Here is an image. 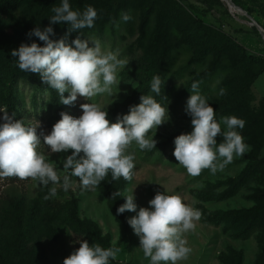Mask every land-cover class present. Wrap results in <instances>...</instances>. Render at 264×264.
I'll use <instances>...</instances> for the list:
<instances>
[{"label":"rangeland","instance_id":"374dc122","mask_svg":"<svg viewBox=\"0 0 264 264\" xmlns=\"http://www.w3.org/2000/svg\"><path fill=\"white\" fill-rule=\"evenodd\" d=\"M33 1L24 0L12 19L0 23V43L10 39L7 35L12 33L15 22L30 15L22 9ZM180 1L184 13L172 26V41L165 44L167 50L162 45V54L158 50L155 55L161 57L166 53V75L158 102L168 108L169 120L156 130V148L140 150L135 142L129 147L128 153L135 156V168L133 179L123 190V204L124 197L133 191L137 212L140 207H149V201L157 192L180 195L190 205L195 201L193 206L201 212V218L195 230L185 234L191 251L179 264H232L240 257L242 264H262L264 245L260 236L264 234V227L244 237L238 234L244 224H231L228 220L216 222L211 217L227 212L264 211V168L233 196L223 197L235 180L252 169L251 157L264 159V60L252 62L238 48L227 46L228 39L233 38L247 54L264 59V38L252 21L255 20L264 33V0ZM232 2L247 14L235 11ZM149 8L150 0H134L126 9L120 7L116 17L105 20L103 26L96 23L85 30L87 40H99L102 50H118V58L129 62L118 69L120 84L113 86V95L103 93L90 100L78 97L73 105L63 104L73 117L82 115L80 105L84 103H96L109 114L123 109L138 94L154 97L151 88H146L142 94L149 85L145 78L146 64L152 60L146 58L154 51L152 42L160 25V15L155 13L144 26ZM121 13H128L132 18L124 22ZM191 17L202 19L224 33L227 37L222 42L226 48L221 52L211 49L203 59L195 58L202 48L201 42L184 39L185 29L191 28L185 22ZM67 42L71 40L67 38ZM197 81L198 91L214 108L217 122L225 116H236L249 128L243 136L248 146L243 155L234 156L231 163L215 174L205 169L193 177L176 161L173 152L175 137L193 130L185 108L191 85ZM52 91L61 101L58 92L46 84L19 82L15 86L18 119L26 126L39 125L36 131L41 143L37 151L46 156L62 177V163L71 155V150L51 153L43 143V137L50 134L56 123ZM67 95L65 92L64 96ZM140 97L135 105L141 102ZM0 108H3L1 102ZM222 141L223 137L218 136L217 144ZM71 179L72 187L64 191L62 179L61 184L50 182L43 186L31 179L0 178V253L6 258L5 264H63V260L79 248L80 240H87L90 246L97 244L90 233L77 227L76 220L95 224L106 238L107 248L118 249L116 258L110 259L109 264H150L140 248L139 237L127 222L137 212L125 211L121 218L111 207L102 182L94 190H82L78 178ZM52 187L57 188L56 195L45 199Z\"/></svg>","mask_w":264,"mask_h":264},{"label":"clouds","instance_id":"9594fccd","mask_svg":"<svg viewBox=\"0 0 264 264\" xmlns=\"http://www.w3.org/2000/svg\"><path fill=\"white\" fill-rule=\"evenodd\" d=\"M52 12L54 15L49 18L48 27L43 30L36 27L28 33L43 41L44 46L33 42L12 50L11 55L18 58L19 69L39 74L43 84L58 92L60 103L64 105H73L78 97L90 100L103 93L113 95V86L120 84L118 69L126 67L129 61L119 59L118 50H102L99 40L89 41L78 35L71 43L67 42L72 32L94 27L97 11L88 6L81 13L72 10L69 0H63L61 6L52 8ZM131 18L128 13H121L124 22ZM64 22L69 25L65 37L51 39L54 35L51 25ZM163 84L159 75L154 76L151 91L161 95ZM198 88L199 82H193L185 108L193 130L175 137L173 152L176 161L193 177L205 169L215 174L231 163L234 156H241L248 150L243 136L236 130L243 129L245 121L236 116H225L217 122L214 108ZM65 92L67 96H64ZM220 94L223 95V90ZM140 100L115 123L107 118V110L96 103L81 104L82 115L78 118L61 112V119L53 125L50 134L43 137V143L51 153L71 150V155L63 160L62 177L46 156L37 151L41 143L36 131L39 125L26 126L15 119L14 113L9 114L6 106L0 108L3 113L0 116L3 121L0 123V178L31 179L43 186L50 182L61 184L62 179L64 191L72 187V177L78 178L82 190H94L109 173L113 180L131 181L135 156L128 153L129 147L135 142L140 150L156 148V130L169 120L168 108L153 96L141 95ZM153 130L154 135L149 136ZM218 136L223 137L219 144ZM56 193L57 188L52 187L45 199ZM119 195L114 192L112 197ZM124 198L125 203L117 208V214L137 212L134 191ZM194 204L195 201L192 205L185 203L180 195L157 192L149 201V207H140L137 215L128 219L150 264H179L188 258L191 249L185 234L194 231L201 218V212ZM79 244L63 264H109L118 251L99 244L90 246L87 240H80Z\"/></svg>","mask_w":264,"mask_h":264},{"label":"trees","instance_id":"16d2710c","mask_svg":"<svg viewBox=\"0 0 264 264\" xmlns=\"http://www.w3.org/2000/svg\"><path fill=\"white\" fill-rule=\"evenodd\" d=\"M24 0H0V23L8 21L14 17L16 11L21 7ZM134 0H69V4L72 10L83 12L88 6H92L97 11V18L94 24H99L103 26L104 23L116 17L120 7L126 9L127 6L133 3ZM236 2V0H233ZM63 0H34L30 5H26L22 10L24 12L30 13L26 19H19L15 22L13 31L10 35H7L9 40L0 43V102L3 107H7L9 114H15V119H18L19 111L17 109V98L15 96V86L19 82H25L33 85H44L41 81L39 74H34L31 72L22 71L18 67L17 57L11 55L12 50L18 49L21 44H31L33 42L44 46V42L40 41L38 37L29 36L28 33L31 32L36 27L43 30L45 27L49 26V18L54 15L52 8L61 6ZM117 2V3H116ZM32 12V13H31ZM155 13L160 15L159 28L157 33L154 35L152 42V49L154 51L148 53L147 58H152L151 61L146 64L145 78L149 82V85L145 87L142 94L148 88H151L152 78L156 75L161 77L163 81L166 75V53L160 47L163 45L164 50H167L168 44L172 41V26L179 20V18L184 13L183 4L180 0H150V8L144 18V26L148 24L149 18ZM106 20V21H105ZM105 21V22H104ZM190 25V29H185L184 39L189 42H201V49L195 55L197 59H203L211 49H217L219 52L226 48V45L222 42L225 36L224 33L213 29L211 26L206 24L202 19L197 17H191L185 22ZM69 25L64 23L52 24L51 27L54 30V35L50 36L53 40H59L65 37L66 28ZM86 29L79 30V32H72L67 38L71 41L74 40L78 35L82 39H86ZM227 46L238 48L246 58L252 62H260L264 60L263 58L256 57L252 54H247L244 48L236 43L233 38L228 39ZM161 51V57H155L157 51ZM264 62V61H263ZM147 88V89H146ZM5 89V91H4ZM53 92V107H54V119L57 122L61 119V112H66L73 116L63 104L60 103L56 92ZM140 97L138 94L133 98L123 109L109 113L108 119L117 120L118 117H122L127 114L130 110V106L135 105L137 99ZM154 98L158 102L159 95L155 93ZM19 120V119H18ZM249 125L245 124L243 129H236L242 136H244L248 131ZM254 160L252 163V169L245 171L232 185L229 191L223 195V197L233 196L237 191L241 189L243 184L254 176L257 171L264 168V159L259 160L257 156L251 157ZM128 181L120 178L119 180H113L111 173H109L101 184L109 203L113 210L117 212V208L123 204L122 193L126 187ZM114 192H119L120 195L113 198L112 194ZM121 218H124V213L119 214ZM212 219L216 222L230 221L231 224H244L245 226L238 231L241 236H249L252 232H256L260 228L264 227V211L255 209L254 211H238V212H227L223 214H215ZM76 225L79 229L86 231L91 234L95 239L96 243L101 247L106 248L108 246L105 237H102L99 229L95 224L86 222L83 223L76 220ZM260 242L264 245V234L260 236ZM5 256L0 253V264H5ZM264 260V259H263ZM242 257L235 259L232 264H242ZM264 264V262L262 263Z\"/></svg>","mask_w":264,"mask_h":264},{"label":"water","instance_id":"95a60500","mask_svg":"<svg viewBox=\"0 0 264 264\" xmlns=\"http://www.w3.org/2000/svg\"><path fill=\"white\" fill-rule=\"evenodd\" d=\"M232 5H233V7H234V9H235V11H236V5L232 2ZM240 9H242V8H240ZM243 10V9H242ZM245 14H247V12L245 11L244 12ZM252 21H253V25H255L256 27H257V29L260 31V33L262 34V37L264 38V33H263V31H262V29H261V27L259 26V24L255 21V20H253L252 19Z\"/></svg>","mask_w":264,"mask_h":264},{"label":"bare ground","instance_id":"6f19581e","mask_svg":"<svg viewBox=\"0 0 264 264\" xmlns=\"http://www.w3.org/2000/svg\"><path fill=\"white\" fill-rule=\"evenodd\" d=\"M236 11H238V12H242V14H245L244 12V10H242V9H240V7H238V6H236Z\"/></svg>","mask_w":264,"mask_h":264}]
</instances>
